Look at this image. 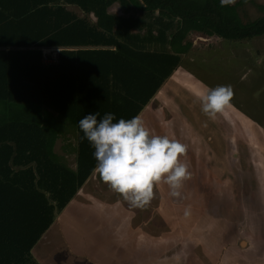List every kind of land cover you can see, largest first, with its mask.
<instances>
[{
    "label": "rangeland",
    "instance_id": "374dc122",
    "mask_svg": "<svg viewBox=\"0 0 264 264\" xmlns=\"http://www.w3.org/2000/svg\"><path fill=\"white\" fill-rule=\"evenodd\" d=\"M256 2L264 5L238 6L243 21L262 14ZM209 38L185 44L160 93L164 113L146 126L185 146L179 159L188 178L175 195L161 180L133 207L94 169L82 185L88 195L46 228L49 242L39 246L46 264H264V33ZM217 86L231 97L210 117L196 94ZM17 106L1 101L0 118Z\"/></svg>",
    "mask_w": 264,
    "mask_h": 264
},
{
    "label": "trees",
    "instance_id": "16d2710c",
    "mask_svg": "<svg viewBox=\"0 0 264 264\" xmlns=\"http://www.w3.org/2000/svg\"><path fill=\"white\" fill-rule=\"evenodd\" d=\"M244 1L221 6L219 0H0V102L26 105L0 118V264H38L22 256L49 227L54 211L62 210L95 169L90 146L77 148L75 170L51 153L60 120L69 118L66 109L77 100L70 98L59 77L68 50H59L57 63L45 64L39 48L156 46L152 52L143 51L159 56L164 71L157 75L155 66V82L136 114L180 64L179 54L191 44L189 33L227 40L264 33V5L255 4L262 14L243 21L237 8ZM114 3L122 15L110 12ZM31 163L37 166V179L32 170L25 186L17 166Z\"/></svg>",
    "mask_w": 264,
    "mask_h": 264
},
{
    "label": "crops",
    "instance_id": "0c3cea01",
    "mask_svg": "<svg viewBox=\"0 0 264 264\" xmlns=\"http://www.w3.org/2000/svg\"><path fill=\"white\" fill-rule=\"evenodd\" d=\"M256 3L258 4L259 2ZM109 8L111 13L122 15V10L117 3L112 4ZM241 8L242 6L239 8L240 12H242ZM74 9L78 14H82L80 10ZM89 17L92 22L95 20L92 14H89ZM135 31L136 29L131 30V32ZM141 33H144V29H141ZM190 34H194L193 36L196 39L195 42L188 37L189 41H191V46H205L208 44V41H210L209 37H216L197 31L189 33L188 36H190ZM216 39L218 40L219 37H216ZM217 42H220V40ZM161 46L164 45H158V49ZM46 47L57 48L58 46ZM58 48L68 50L69 52V54L63 58L62 65L64 69L59 73V77H61L60 80L65 82L66 90L69 92V95H72L70 98H75L77 100L76 106L71 104V106L66 109L69 118H61L60 132L51 147V153L55 154L56 160L60 164L75 170L77 148L80 145L90 146L86 139H82L83 133L78 128L77 123L85 113L97 111L100 115H103L105 112H112L115 113L116 118L123 117L125 119L139 115L145 126L149 124L148 118L150 115H157L158 117L163 115L165 110V98L162 97L160 93L164 88L166 80L171 76L173 71L162 81L151 97L147 99L135 114V109L138 105L142 104V100H144L145 97L148 98V92L155 82V77L153 78L155 66L157 75L164 71L162 68L160 70L161 61L159 56L143 51L145 49L152 52V50L157 49L153 44L151 46L118 47L114 45H97L62 46ZM57 62L58 60L51 63L55 64ZM50 113L53 116L55 114L53 111H50ZM97 118L99 119V117ZM36 167L34 163L27 166H17V175L24 178L22 181L27 182L26 184L22 183V185H28V179L32 170L35 173H33L35 178L34 181L37 179ZM25 170L27 173L24 172ZM82 185L61 211L58 213L54 211L53 221L54 219L61 220L65 215V209L71 204L75 205L79 200L78 196H81L82 193L88 195V193L84 191V188H82ZM45 195H47V193H45ZM80 200H82V198ZM100 206L107 207V204L104 202L100 204ZM45 231L31 247L29 254L22 256L24 259H26V257L29 258L28 263L35 262L38 264H46L47 257L42 254L39 247L40 243L44 242L47 244L49 242V236H47ZM18 257L20 256H18L17 253V258Z\"/></svg>",
    "mask_w": 264,
    "mask_h": 264
},
{
    "label": "clouds",
    "instance_id": "9594fccd",
    "mask_svg": "<svg viewBox=\"0 0 264 264\" xmlns=\"http://www.w3.org/2000/svg\"><path fill=\"white\" fill-rule=\"evenodd\" d=\"M233 0H219L221 6ZM201 111L212 117L228 104L231 91L225 86L198 92ZM99 117V119L97 118ZM82 139L94 149L95 171L112 191L130 206L140 207L153 196L154 184L163 180L176 194L188 178L187 166L179 159L185 146L166 135L150 133L139 115L125 119L115 113L93 111L78 120Z\"/></svg>",
    "mask_w": 264,
    "mask_h": 264
},
{
    "label": "built area",
    "instance_id": "2783aa9c",
    "mask_svg": "<svg viewBox=\"0 0 264 264\" xmlns=\"http://www.w3.org/2000/svg\"><path fill=\"white\" fill-rule=\"evenodd\" d=\"M39 49L41 50V61L43 63H51L58 59L60 48L40 47Z\"/></svg>",
    "mask_w": 264,
    "mask_h": 264
}]
</instances>
